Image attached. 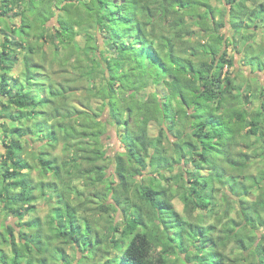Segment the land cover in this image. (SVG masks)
<instances>
[{
  "label": "trees",
  "instance_id": "16d2710c",
  "mask_svg": "<svg viewBox=\"0 0 264 264\" xmlns=\"http://www.w3.org/2000/svg\"><path fill=\"white\" fill-rule=\"evenodd\" d=\"M23 1L17 0V6ZM54 1H60L61 11L73 7L68 4L71 0H33L32 5L47 9V16L38 12L42 20L34 16L33 22L44 24L54 17ZM78 1L86 5L85 19L61 24L58 15L59 28L48 39L70 47L79 35L74 25L85 33L86 45L81 50L85 58L78 62L80 77L93 84L98 80L84 90L108 109V122L93 121L88 111L68 104L78 90L71 86L50 84L46 97L38 100L37 94L44 89H35L34 95L19 81L12 84L18 52L25 44L8 34L1 38L0 96L5 102L0 108V140L5 154L0 202L5 213L21 222L27 212L35 210L36 190L49 200L59 197L58 206L44 222L48 234L43 233L40 218L18 226L23 230L20 239L12 225L6 229L8 237L1 234L14 255L11 264H72L55 241L74 245L83 258L87 252L97 256L103 250V264H226L224 251L230 244L250 256L247 264H264V232L259 234L256 228L257 224L264 228V171L249 174L251 158L264 156V94L258 95L260 108L252 110L255 94L250 87L239 85L231 73L235 62L221 30L227 22L216 19L222 11L211 0ZM225 1L230 6L233 34L245 33L240 38L248 54L244 63L264 71V43L254 44L256 30L264 31V0ZM8 4L12 0H1L0 20L22 38L33 23L24 18L23 27L14 32L9 22L19 15L12 12L16 6ZM251 46L263 55L253 58ZM90 54L94 59L85 61ZM25 62L30 86L34 73L28 56ZM160 85L167 90L164 96L156 91ZM151 88L154 91L148 92ZM244 92L246 96L241 97ZM49 115L51 126L46 125ZM32 118L35 127L31 130L25 122ZM110 123L124 149L113 161L103 141ZM152 123L160 127L155 137L149 132ZM38 132L45 135L43 147L54 150L62 141L72 155L60 162L45 149L40 154L33 152L41 176L54 178L33 184L29 174L33 167L22 157L20 140ZM113 163L114 171L109 174ZM74 178L101 201L97 212L103 218L102 229L79 215L80 205L72 204ZM252 191H258L254 199L249 197ZM221 192L229 206L216 217L217 223L205 225L204 217L197 220L198 209L211 215L217 210ZM76 196L80 199L82 194ZM175 197L183 203L184 215L176 211ZM232 209L238 219L230 217ZM113 214L119 215V222ZM112 250L117 251L113 257ZM1 252L0 262L8 264V256Z\"/></svg>",
  "mask_w": 264,
  "mask_h": 264
},
{
  "label": "rangeland",
  "instance_id": "374dc122",
  "mask_svg": "<svg viewBox=\"0 0 264 264\" xmlns=\"http://www.w3.org/2000/svg\"><path fill=\"white\" fill-rule=\"evenodd\" d=\"M33 0H24L21 7H19L17 10V14L19 17H17L12 22H9L11 24L12 30L18 31L22 26V22L25 18V20L28 19L29 22L33 23V27L31 29L27 30V35L23 36L21 38V35L19 34L15 35V33L11 32L9 29L6 28L3 21L0 20V52L2 51V40L1 39L4 34H8L11 39L15 40H21L25 44V48L18 52L19 54V60H18V66L14 70V72L11 75V82L14 84L16 81H19L20 83L24 84L27 89L34 92L33 94H36L35 89L42 88L44 89L41 93L37 94L38 100L41 98L46 97L47 93V86L52 84L54 87L58 85H64V86H71L74 88L75 93L72 94V97H70L67 101L68 104H73L78 106L79 108L82 107V109L86 110L91 114L93 121H96L97 119L101 118L103 121H109L108 118V109L102 108L101 101L94 99L90 96L87 90L92 88L94 84H96V81L93 82L89 81V79L84 78L82 79L80 77V69L78 68V62L85 58L83 51H81L85 45H86V39L85 33L80 31V28L76 27L77 25H74L75 30L79 32V35L76 36V38L72 41V45L70 47H65L63 44L60 43V41H56V43H52L49 41V36L56 32V29L59 28V16H61V24H64L63 22H67L68 20H71L72 22L76 23L82 19H85V14L83 8H86V5L82 3V1L78 0H71L69 4L70 6H73L69 8V11L60 10L62 8V4L57 1H54L52 4V10L56 14L54 17H52L48 22L44 24L35 23L34 16L37 19V21L42 20L40 19V16L38 12L43 13V16H47V9L44 11L42 9V5L35 4L32 5ZM38 2L42 0H37ZM45 2L47 0H44ZM87 0L86 2H88ZM120 1V0H119ZM74 2V3H72ZM210 3L217 7L219 10L222 11L223 14L218 13L216 16V19L218 22H221L222 20L226 21V25L221 28L222 32L226 34L228 40H229V47H228V55L230 58H232L235 62V67L231 68V73L234 75L236 82L239 85H243L246 88L250 87L253 94H255V97H252L251 100V109L256 110L257 108H260L261 101L258 99V95L264 94V71H259L257 66L251 67L248 63H244V57L247 53L244 52V49H242V43L240 41V38L242 36H245V33L240 34H233V29L230 27V14L229 9L230 6L226 3L225 0H211ZM249 6H251V3H248ZM9 6V4H8ZM46 8V5H44ZM11 8V7H9ZM32 9V10H31ZM39 9H42L43 11H39ZM31 10V11H30ZM41 15V14H40ZM29 26V25H28ZM27 28V26H26ZM91 33H94V30L91 31ZM257 37L255 38L254 44H263L264 43V31L262 30H256ZM44 36V38H41ZM103 40L99 37V43L102 44ZM239 43L236 47V49L233 47L235 43ZM58 47V50L56 48ZM33 48V52H31L30 48ZM250 52L252 53V57L256 58L259 57V55H263L261 53V50L257 48V46H251ZM248 55V54H247ZM25 56H28L31 61L32 69H30L34 76L31 78V84L28 86L26 75L28 74V67L25 62ZM94 59V55L90 54V57L86 58L85 61ZM256 60H261L260 58H257ZM256 60H252L255 61ZM249 61V60H248ZM264 61V60H261ZM259 67V66H258ZM31 88V89H30ZM87 89V90H84ZM31 91V92H32ZM154 91V88H151L148 92ZM156 91L161 95L164 96L167 94V90L163 85H160L156 87ZM245 92L241 97H245ZM254 96V95H253ZM5 102V100L0 96V108L2 104ZM250 104V103H249ZM248 105L247 103L242 104V106ZM49 109L52 111V108L49 106ZM41 110V109H38ZM44 111H47V107L43 109ZM158 113V111H157ZM95 114H99V117H94ZM51 115L48 117L45 116L46 119V125H52L51 121ZM34 118V116H33ZM32 118L31 121H26V125L31 130L34 125V119ZM0 122L2 123V119L0 118ZM36 124V123H35ZM160 130V127L156 123H152L149 128L150 135L155 137L158 135ZM121 134L123 132V129H120ZM246 130H244L245 132ZM4 136V135H1ZM44 134L41 132H38L36 135H32L29 133L25 136V138L21 139L20 142L22 144V147L24 149L22 153V157L24 159H27L30 165L33 167L32 171H30V180L33 182V184H38L41 180L44 182H50L54 181V178L51 175H46L45 177H42L40 174V170L38 169L37 159L34 158L33 152L36 154H40L42 149H45L46 151H49L53 157H58L59 161L62 162L63 160H67L72 154L71 152H67L64 149V143L62 141L59 142L57 147L53 149H47V147H43L46 144V140L44 139ZM31 139L29 142H26V139ZM187 140L189 139V135L186 136ZM172 140L174 141V137H172ZM254 140V138L252 139ZM104 141V147L108 151L109 158L113 161L114 157H116L119 153H123V145L121 142L120 136L116 135V129L113 127L112 123L108 126V133L106 136L103 137ZM242 142V140H241ZM253 142V141H252ZM242 148H245V145H241ZM44 150V151H45ZM67 152V153H66ZM249 153L251 151H248ZM261 152V151H260ZM234 155L238 152H234ZM5 154V147L2 144V141L0 140V188L2 187V158ZM251 154V153H250ZM115 164L113 163L112 166L109 168V174L114 171ZM178 171V168L175 169V172ZM261 171H264V156L263 157H252L251 158V167L249 169L250 175H257ZM28 172V171H25ZM146 172V171H145ZM138 180L140 177L137 178ZM163 181V180H162ZM164 182V181H163ZM70 187L73 191L72 193V204L75 206H81L80 208V216L87 217L89 220H94L95 224L98 226V228H103L102 222L103 218L99 212H97L98 206L101 204V201L94 197V193L90 192V189H88L85 186V183L82 182L78 178H74L72 182L70 183ZM99 190H103V186L99 187ZM81 193L82 197L79 199L76 196V193ZM50 195V192H47ZM223 193L217 194V210L211 215L209 212L198 209L194 217L199 220L202 217L204 220L205 225H212L217 223L216 217L222 215L223 211L227 209L228 202L222 195ZM258 194V191H252L250 193V199H254ZM35 196L37 197L36 202L34 203L35 210L32 212H27L23 221L19 222L18 218H15L12 213H5L3 210V205L0 202V256L3 257L1 249L4 251V253L8 256V264H11V259L13 258V253L11 247L8 245V243L3 241L2 236H7L6 229L9 225H12L13 227H16V232L14 233L16 236V239L21 238V234L23 233L22 228H19L18 226L20 224H24L26 222L33 221L34 219L40 218L43 224V233L48 234L47 226L44 224V222L47 220V216L50 214V212L58 206L57 202L59 200L58 196H54L50 200L47 197H42L40 190L35 191ZM91 196V197H90ZM96 196V195H95ZM86 198H90L91 200L85 201ZM84 201V202H83ZM83 202V204H82ZM173 205L177 212L184 215V205L181 202L179 197H175L173 199ZM25 211H23L24 213ZM113 219H116V222H119L120 218L119 215L116 214L112 215ZM230 217L238 219L237 213L235 210L232 209L230 212ZM200 221V220H199ZM223 227L219 224L218 229L221 230ZM258 233L264 232V228L259 227L258 224L256 226ZM8 237V236H7ZM55 245H59L64 248L66 251L67 257L69 261H71L72 264H79L81 261H83L84 264H103L105 261L104 258V251L97 256H94V252H87L83 258V255L76 250V247L71 244H65L61 241H55ZM91 247H94L93 244H91ZM82 250L84 248L82 247ZM117 251L112 250V253L110 254L111 257L115 256ZM76 254H78V257L75 259ZM225 256V262L226 264H247L248 260L250 259L249 255H243L242 252L239 249H236L234 244H230L227 246V248L224 251ZM56 257V256H55ZM53 256H50L49 259L55 258ZM4 258V257H3ZM83 258V259H82ZM63 260H61L62 263ZM51 263H55V260H51ZM0 264H2L0 262Z\"/></svg>",
  "mask_w": 264,
  "mask_h": 264
},
{
  "label": "flooded vegetation",
  "instance_id": "af4514ba",
  "mask_svg": "<svg viewBox=\"0 0 264 264\" xmlns=\"http://www.w3.org/2000/svg\"><path fill=\"white\" fill-rule=\"evenodd\" d=\"M0 2H1V0H0ZM14 3H16V5H15ZM17 5H18L17 0H12V4L9 5V6H11L12 8H13V6H16L15 9L12 10V12L15 13V14L18 13V12H17V11H18L17 9H18L19 7H18Z\"/></svg>",
  "mask_w": 264,
  "mask_h": 264
}]
</instances>
